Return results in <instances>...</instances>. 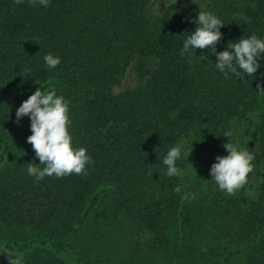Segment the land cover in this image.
Instances as JSON below:
<instances>
[{
  "label": "trees",
  "instance_id": "16d2710c",
  "mask_svg": "<svg viewBox=\"0 0 264 264\" xmlns=\"http://www.w3.org/2000/svg\"><path fill=\"white\" fill-rule=\"evenodd\" d=\"M194 2L0 0V251L22 264H183L197 238L222 250L216 264H264V138L259 152L251 146L259 167L250 192L228 195L210 181L225 132L249 122L264 133V56L254 77L226 79L211 50L180 54L199 10L224 22L217 52L253 34L264 39V0ZM48 53L61 60L54 69ZM127 73L130 86L115 93ZM38 87L69 102L73 147L94 161L86 175H28L29 163L44 165L27 142L30 118L17 124L15 112ZM194 127L210 146L194 158L182 152V178L165 176L167 151ZM192 163L199 167L189 179ZM185 193L195 198L184 201ZM115 220L133 236L122 263L97 243L104 222Z\"/></svg>",
  "mask_w": 264,
  "mask_h": 264
},
{
  "label": "clouds",
  "instance_id": "9594fccd",
  "mask_svg": "<svg viewBox=\"0 0 264 264\" xmlns=\"http://www.w3.org/2000/svg\"><path fill=\"white\" fill-rule=\"evenodd\" d=\"M193 3L194 0H192ZM17 5L23 4L24 0H14ZM31 5H42L47 7L50 0H28ZM176 0H174V4ZM196 4V3H195ZM196 27L194 31L183 41L181 56L186 54L194 55L196 49H208L216 56L215 67L227 79L234 75L239 79L244 76L254 77L260 67L258 58L264 56V39L258 38L255 34L248 38H239L237 41H230L225 50L217 52L216 45L222 40L220 31L224 22L213 12L199 10L194 18ZM49 69L56 68L61 60L59 56L48 53L43 57ZM25 72L28 70L25 69ZM39 83V82H36ZM257 89L264 92V86L257 83ZM30 118L31 134L27 142L32 145L39 165L29 163L27 173L35 177L37 181L47 177L63 178L71 174L86 175L88 166L94 161L84 147L74 148L69 128L72 120L69 116V102L62 96L57 95L55 89L43 91L42 87L36 90L25 99L15 112V122L18 124L22 117ZM231 132H225L224 137H230ZM227 151L225 156H216V162L210 167L211 179L221 191L228 195H235L244 185L247 184L248 175L254 171V153L247 147L239 148L238 145L227 142L223 144ZM186 152V158L190 154ZM182 147L180 145L171 147L163 159L167 166L164 173L167 177H183L184 172L178 168L177 161L181 159ZM180 193L179 185L174 189ZM193 193H185L184 201L194 199ZM6 254L9 264H22L19 254H13L8 250L0 251Z\"/></svg>",
  "mask_w": 264,
  "mask_h": 264
},
{
  "label": "rangeland",
  "instance_id": "374dc122",
  "mask_svg": "<svg viewBox=\"0 0 264 264\" xmlns=\"http://www.w3.org/2000/svg\"><path fill=\"white\" fill-rule=\"evenodd\" d=\"M129 86H130V76H129V73H127L121 79L120 84L114 87V92L118 93L128 88ZM231 133L232 135L230 137L225 138L222 141V143L219 144L218 150L216 152L217 155L225 156L228 154L227 151L223 147V144L227 142H232L238 145V147L241 149L247 147L250 152L252 150L251 146H253V149L259 152L258 146L260 143V138H264V133L257 134L254 126L251 125L249 122L236 123L233 126ZM253 143L254 145H252ZM180 144L182 147V152L184 154H186V152L190 150L191 148L190 154L188 155L190 158H194L196 156V152L205 153L206 148L210 146V142L207 139V136L204 135V133H202V131L196 127H194L191 130L190 134L187 137L182 139ZM254 162H253L254 171L252 173H249L247 184L244 185L239 190L243 192L245 189H247L245 191L246 194L251 191L249 187L252 184V182H254L256 179L255 174H256L257 168L259 167V164L254 163ZM198 167H199V164H194V163L190 164L189 170L188 172H186L189 175V179L195 178V170H196L195 168H198ZM211 180L212 179L210 178V181ZM100 221H101L100 223H103L101 219ZM169 221H172V220H169ZM106 226L104 222L103 227L101 229V233L97 241L98 246L100 250H102V252L109 255L110 258H113L115 261L119 260L122 263L125 261V259L129 255V251L127 252V250H129L128 248H129L130 239L133 236L128 234L127 224H123V223L119 224L118 222H116L115 224L113 223L112 226H108V225ZM169 227H170L169 236L173 242H176V239H177L176 227L177 226L173 224V221H172V222H169ZM221 252L222 250H215V249L212 250V246L209 245L206 240H200V239L195 238L191 240V244L189 243L188 246L183 249V253L181 254V260L183 264H188L190 262V258L195 259V262H196V263H190V264H216L221 258V255H220Z\"/></svg>",
  "mask_w": 264,
  "mask_h": 264
}]
</instances>
